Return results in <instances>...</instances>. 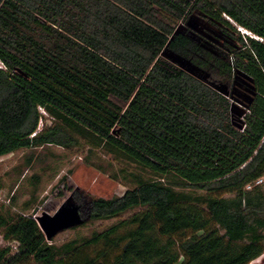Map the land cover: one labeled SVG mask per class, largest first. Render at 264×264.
<instances>
[{
  "label": "trees",
  "instance_id": "16d2710c",
  "mask_svg": "<svg viewBox=\"0 0 264 264\" xmlns=\"http://www.w3.org/2000/svg\"><path fill=\"white\" fill-rule=\"evenodd\" d=\"M194 12L235 43L178 35L169 44L209 74L206 82L161 57ZM237 74L253 91L241 128L229 92ZM48 146L86 147L134 168L113 175L130 187L122 196H85L92 221L137 212L55 245L28 210L0 209L9 244L0 264L261 257L264 182L254 183L264 179V0H0V158Z\"/></svg>",
  "mask_w": 264,
  "mask_h": 264
},
{
  "label": "rangeland",
  "instance_id": "374dc122",
  "mask_svg": "<svg viewBox=\"0 0 264 264\" xmlns=\"http://www.w3.org/2000/svg\"><path fill=\"white\" fill-rule=\"evenodd\" d=\"M180 24L215 46L224 48L226 43L235 45L232 38L225 36L219 28L208 23L197 12L192 13L186 22H180L178 25ZM229 92L233 104V124L241 128V116L253 92L251 81L237 74L232 80ZM44 123L41 122L39 127ZM94 155H88L87 148L82 146L71 150L48 146L20 150L1 157L0 209L4 211L9 209L13 213L28 210L29 214L35 216L42 213L53 215L72 193L79 203L85 202V196L90 199L122 196L130 187L113 175L117 173L120 176L119 170L122 168L128 171L134 168L117 163L99 151H95ZM136 212L109 221L90 219L78 228L60 233L51 243L61 245L81 237H89L94 232L105 231L117 222L130 218ZM7 245L9 244L4 242L0 235V248ZM10 245L14 250L16 244ZM88 252L94 254L91 249ZM250 264H264V254Z\"/></svg>",
  "mask_w": 264,
  "mask_h": 264
},
{
  "label": "water",
  "instance_id": "95a60500",
  "mask_svg": "<svg viewBox=\"0 0 264 264\" xmlns=\"http://www.w3.org/2000/svg\"><path fill=\"white\" fill-rule=\"evenodd\" d=\"M192 2L193 0H188ZM178 35H186L191 40L199 41L197 33L190 30L183 24H180L175 29L173 35L168 41L166 47L161 53L163 57L169 63L175 65L179 69L183 70L190 76L206 82L209 74L203 69L195 65L191 59H187L184 56L179 55L175 51L169 48V44L175 39ZM211 87L215 89L218 93L223 96L228 95L227 87L224 85H216L210 83ZM90 200H88V203ZM91 219L90 207L84 203H79L76 201L74 193H72L58 208V210L53 214L49 215L47 213H42L39 216H36L35 220L43 233L46 241L52 242L53 239L60 233L78 228L84 225Z\"/></svg>",
  "mask_w": 264,
  "mask_h": 264
},
{
  "label": "built area",
  "instance_id": "2783aa9c",
  "mask_svg": "<svg viewBox=\"0 0 264 264\" xmlns=\"http://www.w3.org/2000/svg\"><path fill=\"white\" fill-rule=\"evenodd\" d=\"M263 182H264V179H259V180L255 181L254 186L260 185V184H262ZM250 188H251V185H248V186L246 187L247 190H249Z\"/></svg>",
  "mask_w": 264,
  "mask_h": 264
},
{
  "label": "flooded vegetation",
  "instance_id": "af4514ba",
  "mask_svg": "<svg viewBox=\"0 0 264 264\" xmlns=\"http://www.w3.org/2000/svg\"><path fill=\"white\" fill-rule=\"evenodd\" d=\"M199 36V35H198ZM199 37H201V36H199ZM202 38V37H201ZM85 200V202H84V204L87 206L88 204V200H86V199H84Z\"/></svg>",
  "mask_w": 264,
  "mask_h": 264
}]
</instances>
